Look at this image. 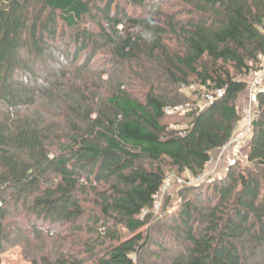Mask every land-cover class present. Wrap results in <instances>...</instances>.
<instances>
[{"label":"trees","instance_id":"16d2710c","mask_svg":"<svg viewBox=\"0 0 264 264\" xmlns=\"http://www.w3.org/2000/svg\"><path fill=\"white\" fill-rule=\"evenodd\" d=\"M262 52L264 0H0V264L12 247L30 264H264V92L249 165L153 212L169 171L197 177L231 141ZM192 79L224 96L174 128Z\"/></svg>","mask_w":264,"mask_h":264},{"label":"rangeland","instance_id":"374dc122","mask_svg":"<svg viewBox=\"0 0 264 264\" xmlns=\"http://www.w3.org/2000/svg\"><path fill=\"white\" fill-rule=\"evenodd\" d=\"M167 10H170L169 8ZM172 11V10H170ZM172 47H175L174 44L171 45ZM105 64V60L103 57L100 58V61L97 64V68L103 67ZM190 85L188 86H183L181 88V92L189 99V102L186 105H190L192 108L193 106H196V104L199 102L200 98L198 94H196V89L198 88V85L193 82V79L190 81ZM249 100V93L246 91L241 97H240V102H239V111H240V116L242 118V113L248 103ZM198 101V102H197ZM185 106V105H183ZM183 106H179L178 108L182 109ZM175 112L174 113H169V118L167 119L166 123H169L171 126L174 128H185L189 124L190 120L185 117L187 112H180L179 110L173 109ZM178 111V112H177ZM240 129V127L237 128L235 131V134L237 131ZM248 144L246 145V147ZM244 147V151H247V148ZM214 156H217L218 153H214ZM237 155L235 153L231 152L230 155L227 157H224L220 164L217 166L216 171L219 172V175L215 176L211 180H206V181H215V180H220L222 179L228 172V170L232 167L235 166L237 163L233 164L232 166H229V160L232 158H236ZM231 158V159H230ZM241 164L244 166L249 165V163L241 158L240 160ZM190 179V176L188 177L187 174H183L182 176H178L176 173H172L169 171L167 175V180L166 184L164 186V190L159 197V203H160V209L158 211V214L156 216L163 217L164 214L167 213H173L175 212L183 203L184 198L186 199H191L196 198V194L193 193V189L191 188L190 190H185L184 189H189L188 187L190 186H196L192 181L188 180ZM188 180V182H187ZM205 181V182H206ZM210 185V184H208ZM207 188V187H206ZM204 189L205 191L208 189ZM183 193V195H182ZM203 202L204 199H203ZM157 210V209H156ZM20 221V217H16L10 221V223L16 224ZM20 224V223H18ZM53 232H55L53 230ZM173 234V233H171ZM168 248H175L174 245L168 246ZM2 264H30L28 261L24 259L23 256V250L21 247H12L7 249V251L3 254L2 256Z\"/></svg>","mask_w":264,"mask_h":264},{"label":"built area","instance_id":"2783aa9c","mask_svg":"<svg viewBox=\"0 0 264 264\" xmlns=\"http://www.w3.org/2000/svg\"><path fill=\"white\" fill-rule=\"evenodd\" d=\"M247 92L249 93V100L246 108L242 110L243 115L239 124L240 129L237 131V133L233 136V138L228 144H226L224 147H222L217 151L218 153L217 156L213 155L209 159V161L206 163L205 170L203 171L202 174H200L197 177H190V179H188L192 181L195 185H200L206 180H211L215 176L219 175V172L216 171L217 166L220 164L222 159L230 155L231 152L235 153L237 157L232 159L230 158L231 160H229V166H232L233 164L237 163L238 160H240L241 158L247 161V151L246 152L244 151L245 150L244 147H246L247 144L249 146L251 126L254 119L255 108L257 106V95L260 92H264V52H262L258 56L257 68L253 70L248 76ZM223 96H224V90L222 89H217L211 93L204 94L200 98L196 106H193V108H196L198 110H203L206 107H208L210 104H212L214 101L220 99ZM189 109H191L190 105H185L183 106L182 109L176 108V110H179L180 112H184V113L187 112ZM174 112L175 111L173 109L168 111V113H174ZM165 184L166 181L162 186L161 191L158 192L154 197L155 201L153 205V212L155 214H158V211L160 209L159 197L161 196L164 190ZM145 214H147V211H144V215Z\"/></svg>","mask_w":264,"mask_h":264}]
</instances>
